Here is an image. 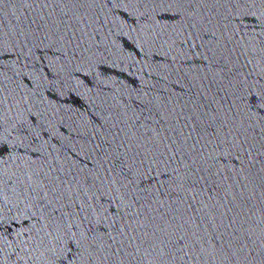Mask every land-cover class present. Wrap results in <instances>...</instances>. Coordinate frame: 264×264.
Returning a JSON list of instances; mask_svg holds the SVG:
<instances>
[{"label": "snow or ice", "instance_id": "snow-or-ice-1", "mask_svg": "<svg viewBox=\"0 0 264 264\" xmlns=\"http://www.w3.org/2000/svg\"><path fill=\"white\" fill-rule=\"evenodd\" d=\"M156 2H157V3H164L165 0H156ZM169 2H172V0H169ZM174 2L179 3L180 0H174ZM141 39H143V40L145 41V43H147V42H149L150 40L154 39V37L143 36V37H141ZM79 251H80V250L77 249V252H79ZM68 259H69V260H72V259H75V257H74L71 253H69V254H68ZM64 264H68V261L65 260V261H64Z\"/></svg>", "mask_w": 264, "mask_h": 264}]
</instances>
